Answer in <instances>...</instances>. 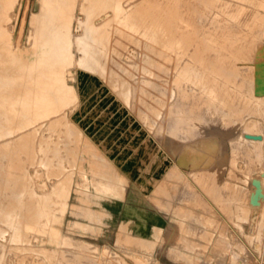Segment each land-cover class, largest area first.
I'll return each mask as SVG.
<instances>
[{
	"label": "rangeland",
	"instance_id": "374dc122",
	"mask_svg": "<svg viewBox=\"0 0 264 264\" xmlns=\"http://www.w3.org/2000/svg\"><path fill=\"white\" fill-rule=\"evenodd\" d=\"M262 88L264 0H0V264H264Z\"/></svg>",
	"mask_w": 264,
	"mask_h": 264
},
{
	"label": "bare ground",
	"instance_id": "6f19581e",
	"mask_svg": "<svg viewBox=\"0 0 264 264\" xmlns=\"http://www.w3.org/2000/svg\"><path fill=\"white\" fill-rule=\"evenodd\" d=\"M193 13H194V12H193ZM189 16H190V15H189ZM253 16H254V15H253ZM192 18H193V17H192ZM250 19H251V18H250ZM253 20H254V19H253ZM258 20H259V19H258ZM258 20H257V22H258ZM249 21H250V20H249ZM129 22H130V21H129ZM125 27H126V26H125ZM123 28H124V27H123ZM126 28H129V27H126ZM132 29H133V28H131V30H132ZM139 35H140V34H139ZM158 35H159V34H158ZM158 35H157V36H158ZM184 35H185V34H184ZM180 37H181V36H180ZM158 38H159V37H158ZM175 38H176V37H175ZM237 38H238V37H237ZM154 39H155V38H154ZM157 40H158V39H157ZM232 41H233V40H232ZM173 42H174V41H173ZM226 43H227V42H226ZM179 44H180V43H179ZM232 44H233V43H232ZM224 46H225V45H224ZM248 47H249V46H248ZM173 53H174V52H173ZM176 55H177V54H176ZM173 60H174V59H173ZM181 60L183 61V59H181ZM177 61H178V60H177ZM195 61H196V60H195ZM230 61H231V60H230ZM172 62H173V61H172ZM180 63H181V62H180ZM244 63H245V62H244ZM195 64H196V63H195ZM178 65H179V64H178ZM197 65H198V63H197ZM232 65H233V64H232ZM171 66H172V65H171ZM194 66H195V65H194ZM194 66H193V67H194ZM181 67H182V65H181ZM187 67H189L188 69H191L192 66H191V67H190V66H187ZM187 67H186V68H187ZM219 67H220V66L215 67V70L218 71V72H220V70H221V68H219ZM230 67H231V66H230ZM168 68H169V67H168ZM194 68H195V67H194ZM196 68H197V67H196ZM224 68H225V67H224ZM228 68H229V67H228ZM172 69H173V67H172ZM183 69H184V68H183ZM192 69H193V68H192ZM174 70H175V69H174ZM179 70H180V69H179ZM186 70H187V69H186ZM186 70H185V69L182 70V73H183L184 71H186ZM187 71H188V72H191L192 70H190V71L187 70ZM224 71H225V69H224ZM188 72H184V74L179 73V75L182 74L181 77H183V78L186 80V79H189L190 76H191ZM192 72H193V71H192ZM192 72H191V73H192ZM262 72H263V71H262ZM171 73H172V71H171ZM173 73H174V72H173ZM194 73H195V72H194ZM260 73H261V72H260ZM248 74H249V73H248ZM258 75H259V73H258ZM177 76H178V75H177ZM216 76H217V74H216ZM216 76H215V77H216ZM220 76H221V74H220ZM223 76H224V75H223ZM223 76H222V77H223ZM181 77H178V78H181ZM222 77H221V78H222ZM258 77H261V75L258 76ZM178 78H177V80L179 81ZM221 78H220V79H221ZM253 78H254V77H253ZM253 78H252V79H253ZM184 79H181V80H184ZM216 79H218V78H216ZM181 80H180V81H181ZM185 80H184V81H185ZM221 80H222V79H221ZM188 81H189V80H188ZM188 81H187V82H188ZM219 82H220V81H219ZM175 83H176V81H175ZM227 83L229 84V82H227ZM259 83H260V82H259ZM179 84H181V83H179ZM218 84H219V83H218ZM220 85H221V84H220ZM223 85H224V84H223ZM223 85H222V86H223ZM257 85H258V83H257ZM217 87H218V86H217ZM238 87H239V86H238ZM254 87H255V86H254ZM261 87H262V86H261ZM219 88H220V86H219ZM226 89H227V88H226ZM243 89H244V88H243ZM248 89H249V88H248ZM254 89H255V88H254ZM218 90H219V89H218ZM222 90H223V89H222ZM249 90H250V89H249ZM257 90H258V89H257ZM226 91H227V90H226ZM241 91H242V90H241ZM246 91H247V90H246ZM252 91H253V90H252ZM215 92H216V91H215ZM229 92H230V91H229ZM257 93H258V92H257ZM260 93H261V92H260ZM183 95H184V94H183ZM189 95H190V93H189ZM222 95H223V94H222ZM224 95H225V94H224ZM258 95H259V94H258ZM228 96H229V95H228ZM254 96H255V95H254ZM186 97H187V96H186ZM2 98H3V97H2ZM2 98H1V100H2ZM230 98H231V97H230ZM5 99H6V98H5ZM236 99H237V98H236ZM261 99H262V98H261ZM246 100H247V99H246ZM4 101H5V100H4ZM25 101H26V99H24L22 102H25ZM234 101H235V100H234ZM262 101H263V100H262ZM218 102H219V101H218ZM220 102H221V101H220ZM224 102H225V101H224ZM230 102H231V101H230ZM6 103H7V102H6ZM238 103H239V102H238ZM243 103H244V102H243ZM251 103H252V101H251ZM262 103H263V102H262ZM4 104H5V102H4ZM28 104H31V101H28ZM224 104H225V103H224ZM230 104H231V103H230ZM230 104H229V105H230ZM235 104H236V103H235ZM226 105H227V104H226ZM262 105H263V104H262ZM172 106H173V105H172ZM227 106H228V105H227ZM231 107H232V106H231ZM248 108H249V107H248ZM256 108H258V107H256ZM261 108H262V107H261ZM184 111H185V110H184ZM236 112H237V111H236ZM194 113H195V112H194ZM239 113H240V112H239ZM246 114H247V113H246ZM256 114H257V113H256ZM237 115H239V114H237ZM233 116H234V115H233ZM248 117H249V116H248ZM235 118H236V117H235ZM191 119H192V118H191ZM252 121H253V120H252ZM263 121H264V120H263ZM175 123H179V122L176 121ZM244 123H245V122H244ZM247 124H248V122H247ZM250 125H253V124H250ZM249 127H250V126H249ZM245 129H246V128H245ZM256 129H259V128H256ZM0 130H1V129H0ZM252 130H253V129H252ZM250 131H251V129H250ZM245 133H246V132H245ZM249 133H250V132H249ZM224 135H225V134H224ZM238 139H239V138H238ZM243 140H244V139H243ZM246 142H247V141H246ZM255 143H256V142H255ZM249 148H250V147H249ZM260 148H261V146H260ZM252 149H253V148H252ZM259 150H260V149H259ZM254 151H255V150H254ZM246 153H247V152H246ZM254 154H255V153H254ZM259 154H261V153H259ZM182 156H183V155H182ZM183 158H184V157H183ZM246 162H247V161H246ZM259 162H260V161H259ZM250 166H251V165H250ZM249 169H250V167H249ZM237 177H238V176H237ZM257 178H258V177H257ZM204 181H205V180H204ZM242 182H243V181H242ZM227 185H228V184H227ZM218 187H219V186H218ZM227 188H228V187H227ZM229 189H230V188H229ZM234 193H235V192H234ZM253 194H254V192H253ZM230 195H231V194H230ZM235 197H236V196H235ZM225 198H226V197H225ZM250 198H251V197H250ZM237 199H238V198H237ZM224 200H225V199H224ZM229 200H230V198H229ZM231 200H232V198H231ZM235 200H236V199H235ZM241 200H242V199H241ZM241 200H240V201H241ZM232 202H233V201H232ZM248 202H249V201H248ZM42 206H43V205H42ZM257 206H258V205H257ZM230 209H231V208H230ZM263 209H264V208H263ZM235 211H237V210H235ZM243 215H245V214H243ZM241 216H242V215H241ZM246 216H247V215H246ZM244 217H245V216H244ZM241 219H242V218H241ZM254 226H255V225H254ZM228 244H229V243H228ZM228 248H229V247H228ZM221 249H222V248H221Z\"/></svg>",
	"mask_w": 264,
	"mask_h": 264
},
{
	"label": "water",
	"instance_id": "95a60500",
	"mask_svg": "<svg viewBox=\"0 0 264 264\" xmlns=\"http://www.w3.org/2000/svg\"><path fill=\"white\" fill-rule=\"evenodd\" d=\"M261 91L264 92V88H262Z\"/></svg>",
	"mask_w": 264,
	"mask_h": 264
}]
</instances>
